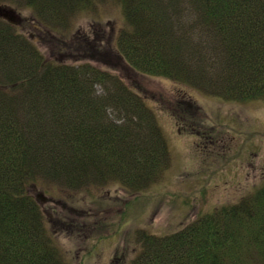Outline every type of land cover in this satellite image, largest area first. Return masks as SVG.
Listing matches in <instances>:
<instances>
[{
  "label": "trees",
  "instance_id": "obj_1",
  "mask_svg": "<svg viewBox=\"0 0 264 264\" xmlns=\"http://www.w3.org/2000/svg\"><path fill=\"white\" fill-rule=\"evenodd\" d=\"M105 1L0 4L29 10L33 28L60 34ZM115 1L126 26L118 47L106 49L118 65L214 96L264 99V0ZM17 25L0 18V264H71L58 230L63 196L112 184L142 194L159 182L171 154L147 97L121 75L48 59ZM85 41L96 52L89 58L98 59L102 45ZM184 101L172 111L181 131L194 105ZM35 188L62 196L51 200L55 219ZM102 219L92 229L100 235ZM135 244L134 255L117 256L116 264H264V185L172 234L139 231Z\"/></svg>",
  "mask_w": 264,
  "mask_h": 264
},
{
  "label": "rangeland",
  "instance_id": "obj_2",
  "mask_svg": "<svg viewBox=\"0 0 264 264\" xmlns=\"http://www.w3.org/2000/svg\"><path fill=\"white\" fill-rule=\"evenodd\" d=\"M9 7L0 4V8ZM14 10L18 15L15 19L20 21L17 28L46 58L114 71L146 96L171 154V164L159 182L142 194L133 196L112 184L78 193L76 198L66 200L63 196L68 208L62 212L66 221L60 220L58 230L71 264H116L124 255L130 259L139 231L172 234L203 215L241 201L264 185V99L242 101L214 96L166 77L139 73L124 61L118 65L106 49L108 45L118 47V36L126 26L123 10L115 0L105 1L94 13L77 15L70 30L60 34L42 33L33 28L31 11ZM86 39L102 45L98 59L89 58L96 52ZM186 99L194 105H187L191 114L181 121V131L172 111ZM189 125L200 133L185 131ZM33 193L43 202L48 217L55 219L51 200L62 196L52 198L42 188H35ZM96 218H104L100 223L102 235L92 231Z\"/></svg>",
  "mask_w": 264,
  "mask_h": 264
},
{
  "label": "water",
  "instance_id": "obj_3",
  "mask_svg": "<svg viewBox=\"0 0 264 264\" xmlns=\"http://www.w3.org/2000/svg\"><path fill=\"white\" fill-rule=\"evenodd\" d=\"M6 9H11L10 11H5ZM15 15V16H14ZM0 16L1 17H5L7 19H10L12 21L15 22H19L17 19H15V17H18V15L16 14V11L12 8H0Z\"/></svg>",
  "mask_w": 264,
  "mask_h": 264
}]
</instances>
